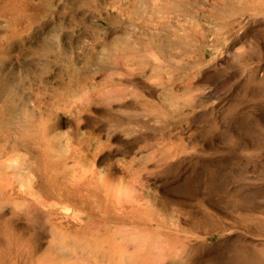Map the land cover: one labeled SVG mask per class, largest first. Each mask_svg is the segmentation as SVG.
<instances>
[{
    "label": "rangeland",
    "instance_id": "374dc122",
    "mask_svg": "<svg viewBox=\"0 0 264 264\" xmlns=\"http://www.w3.org/2000/svg\"><path fill=\"white\" fill-rule=\"evenodd\" d=\"M29 1L0 264H264V0Z\"/></svg>",
    "mask_w": 264,
    "mask_h": 264
},
{
    "label": "bare ground",
    "instance_id": "6f19581e",
    "mask_svg": "<svg viewBox=\"0 0 264 264\" xmlns=\"http://www.w3.org/2000/svg\"><path fill=\"white\" fill-rule=\"evenodd\" d=\"M29 2H30L29 0H0V20H3L8 25V28H11L17 24H20V22H22L26 18H30L31 14H29V11H31L32 5H30ZM160 10L162 11V9H160ZM170 10L171 9H169L167 7L163 8V12L164 11L170 12ZM164 14H165V12H164ZM1 28L2 27H0V34H2L3 37L0 36V99H5L6 100L5 103H7V104L5 106L6 110L4 111V116H2L0 118V134H1V130L5 129V128L13 125V124H19L20 123V120H18L19 118H16L14 116L17 113H20V114L25 116L28 113V106H29L27 104L26 99L22 98L21 94L16 93V89L13 90L12 88H9L7 86V79L5 78L6 75L4 76V74L2 73V67L5 64V60L9 57L10 50L14 47H18L20 45L19 43H21L22 41L25 40V37H23V34H22V33H25V30H23L21 32L18 30H14V29L6 31V30H2ZM47 46L48 45L45 44L43 46V48H45ZM47 62L48 61H45L43 64L48 65L49 63H47ZM34 73H37V72L34 71ZM27 76H28L27 74L24 75L25 79H27ZM15 83H16V87L18 89L19 84L17 82H15ZM17 91L19 92V89ZM9 95H11V96L8 97ZM18 95H20L21 101H15L13 99L14 96H18ZM8 133L9 132H6L4 135H1L0 140H4L3 137H5L6 134H7L6 137L8 138V136L11 135V134L8 135ZM25 135L26 134H21L19 137L17 136L18 138H15V139L16 140L18 139L19 141L22 140V145L28 148L29 143L27 142L28 140L26 139ZM12 136H14V135H12ZM11 141H13V140L11 139ZM10 246L11 245H9V247ZM14 251H15V249H14ZM0 257H2V256H0Z\"/></svg>",
    "mask_w": 264,
    "mask_h": 264
}]
</instances>
